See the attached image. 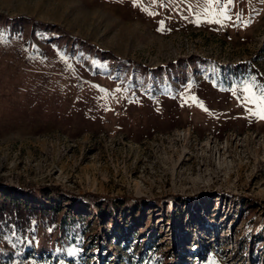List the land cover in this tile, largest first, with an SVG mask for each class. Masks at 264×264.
I'll list each match as a JSON object with an SVG mask.
<instances>
[{"label":"rangeland","instance_id":"rangeland-1","mask_svg":"<svg viewBox=\"0 0 264 264\" xmlns=\"http://www.w3.org/2000/svg\"><path fill=\"white\" fill-rule=\"evenodd\" d=\"M206 7L0 0V202L62 216L0 264H264V0Z\"/></svg>","mask_w":264,"mask_h":264},{"label":"trees","instance_id":"trees-1","mask_svg":"<svg viewBox=\"0 0 264 264\" xmlns=\"http://www.w3.org/2000/svg\"><path fill=\"white\" fill-rule=\"evenodd\" d=\"M9 36V32H3L0 28V37ZM33 49L34 48H32V50ZM127 59L131 60V58ZM30 187L33 186H28L22 189L23 192L28 193V196H32L36 192L35 188ZM57 211L58 207L49 206L45 208L40 204H33L28 201L21 200L16 196L4 195L3 200L0 202V221L5 224H13L20 230H25L31 223V219L34 217L42 219L41 217L43 215H46V219L54 224L60 223L62 221V216H58Z\"/></svg>","mask_w":264,"mask_h":264},{"label":"snow or ice","instance_id":"snow-or-ice-1","mask_svg":"<svg viewBox=\"0 0 264 264\" xmlns=\"http://www.w3.org/2000/svg\"><path fill=\"white\" fill-rule=\"evenodd\" d=\"M136 0H134V6H135ZM204 3L207 5L205 8V12H209L211 10V6L213 3L221 5V8L219 9V15L223 16L224 18L227 17V7L232 3V0H227V4L223 3V0H204ZM246 91H251L250 89L246 88ZM251 99V98H250ZM261 103L258 112L254 113L255 115H258L260 119H264V91L261 92L259 97H256ZM255 102V100H253Z\"/></svg>","mask_w":264,"mask_h":264}]
</instances>
